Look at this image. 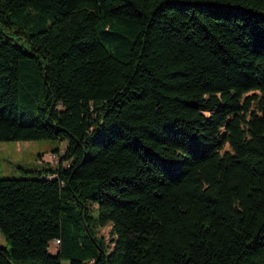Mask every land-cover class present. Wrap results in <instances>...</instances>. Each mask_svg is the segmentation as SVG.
<instances>
[{
	"label": "trees",
	"instance_id": "trees-1",
	"mask_svg": "<svg viewBox=\"0 0 264 264\" xmlns=\"http://www.w3.org/2000/svg\"><path fill=\"white\" fill-rule=\"evenodd\" d=\"M33 139L66 152L0 178V264H264V0H0Z\"/></svg>",
	"mask_w": 264,
	"mask_h": 264
},
{
	"label": "rangeland",
	"instance_id": "rangeland-1",
	"mask_svg": "<svg viewBox=\"0 0 264 264\" xmlns=\"http://www.w3.org/2000/svg\"><path fill=\"white\" fill-rule=\"evenodd\" d=\"M67 141L61 139L5 140L0 141V178H21L36 176L38 172L55 169L65 155ZM68 163L63 162L66 167ZM111 226L100 229V234L110 239ZM7 239L0 231V246H6ZM57 249L55 241L50 250ZM68 264V262H64Z\"/></svg>",
	"mask_w": 264,
	"mask_h": 264
},
{
	"label": "built area",
	"instance_id": "built-area-1",
	"mask_svg": "<svg viewBox=\"0 0 264 264\" xmlns=\"http://www.w3.org/2000/svg\"><path fill=\"white\" fill-rule=\"evenodd\" d=\"M60 243V241L57 239V240H55V244H59Z\"/></svg>",
	"mask_w": 264,
	"mask_h": 264
}]
</instances>
